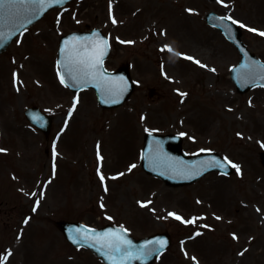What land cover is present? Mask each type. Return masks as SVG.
Instances as JSON below:
<instances>
[{"label":"rangeland","instance_id":"obj_1","mask_svg":"<svg viewBox=\"0 0 264 264\" xmlns=\"http://www.w3.org/2000/svg\"><path fill=\"white\" fill-rule=\"evenodd\" d=\"M209 12L244 25L264 62V0H74L0 56V264H101L55 227L76 218L135 238L177 228L156 264H264V89L237 93L229 70L240 57ZM93 28L110 40L106 69L129 63L137 84L115 110L57 78L60 37ZM31 106L54 119L48 139L25 121ZM146 132L177 134L187 155L211 150L239 172L165 186L141 168Z\"/></svg>","mask_w":264,"mask_h":264},{"label":"water","instance_id":"obj_2","mask_svg":"<svg viewBox=\"0 0 264 264\" xmlns=\"http://www.w3.org/2000/svg\"><path fill=\"white\" fill-rule=\"evenodd\" d=\"M68 1L62 0L61 3H52L51 0H46L44 6L32 5L30 3L25 5L6 3L0 9V14L3 16V20L0 21V53L5 51L8 44L22 30L32 25L52 8L60 7ZM29 20L31 21L30 23L28 22ZM207 20L213 26L220 28L225 36L236 46H239L242 51L243 63L232 72V78L238 90L243 93L257 85L264 86V64H261L253 56H250L245 50L239 41L241 33L238 31V28L234 27L229 21L215 17L213 14H210ZM14 24L17 26L23 24V27H19L16 30L13 27ZM98 41H105L99 31L63 38L60 43L58 60L59 77L60 80L63 77L64 84L73 91H80L89 87L94 88L103 107H116L123 104L129 98L133 91V83L130 80L127 67H122L116 73L105 72L103 69V62L109 52L108 43L105 54L102 57V63L96 66L95 76H92L90 71L85 69L83 65L71 63L69 59L70 56L73 59L91 56ZM69 72H71V76ZM105 81L112 83L106 86ZM25 116L34 126L43 130L45 134L48 133L50 119L37 108L27 109ZM167 145L172 146L171 152L167 150ZM180 145L181 140L178 137L147 135L142 151L144 169L148 173L153 172L162 176L166 181L173 184H176L178 181L177 177H172V175L181 177L182 173L188 172L193 166L196 167V174L190 178H184L186 183L194 182L211 171L229 174L230 171L226 163L216 154L209 155L208 157L197 156L189 158L180 153ZM167 156L171 160L164 159ZM214 161H219L220 165L217 166L213 163ZM164 172L167 173L164 174ZM57 226L71 244L76 247L90 249L104 264H152L158 255L169 245V239L165 236L157 235L135 241L127 233L113 226H105L99 230H92L80 224L65 221L59 222ZM107 232L118 233L124 239L131 242V249L129 250L131 259L127 257L122 258L121 253L109 252L108 249L100 247L95 237ZM74 239H79V243L74 242ZM160 240L166 242L163 248H160L159 244L156 243ZM145 245H147V250H151L150 255H143L138 251L144 248ZM113 256H115V260L112 259Z\"/></svg>","mask_w":264,"mask_h":264},{"label":"snow or ice","instance_id":"obj_3","mask_svg":"<svg viewBox=\"0 0 264 264\" xmlns=\"http://www.w3.org/2000/svg\"><path fill=\"white\" fill-rule=\"evenodd\" d=\"M52 3H61L62 0H51ZM220 2H222V0H220ZM8 3V4H19V5H25V4H32V5H40V6H44L46 4V0H0V9H2L4 7V5ZM48 6H50V4H48ZM191 11V10H190ZM226 19L231 20V23L233 24H237L239 23L236 20H233L231 17H227ZM3 20V16L2 14H0V21ZM29 23L31 22L30 20L28 21ZM116 21L113 20V23H115ZM241 27H244V25H240ZM14 28H16V30H18L19 27H23V24H19L17 25H13ZM249 31H256L255 29H249ZM260 35H264V32L259 33ZM107 47V41H98L96 46H95V50L94 53L91 56L85 57V58H76L73 59L70 56V62L71 63H75V64H79V65H83L85 69L90 71V74L92 76H95V70H96V66L100 63H102V57L105 54V49ZM169 51H171V48H168ZM188 59H192L191 57H186ZM196 63L199 64V61H196ZM202 67H205V65H201ZM214 71V69H213ZM69 75L71 76V72H69ZM61 83H64V78L61 77ZM112 82L110 81H105V85L108 86L110 85ZM184 95V94H182ZM78 102V101H77ZM75 107V105H74ZM2 151V150H0ZM214 164H216L217 166L220 165L219 161H214ZM229 163L231 164V166L233 168H236L237 172H239V167L234 164L231 163L229 161ZM136 165H131L130 166V170L131 168H135ZM101 179H103V177H101ZM144 206V205H142ZM169 215H173L175 216L176 219H181L180 216L174 214V213H169ZM188 222H192V221H188ZM97 243L100 244V247L102 248H106L109 250V252H114V253H121L122 254V258L123 257H127L129 259H131V255H130V249H131V242L124 239V237L120 236L118 233L115 232H107V233H103L101 235H98L95 237ZM74 242L79 243V239H74ZM156 243L159 244L160 248H163L165 246V241L160 240L157 241ZM147 245L144 246V248L139 249L138 251L143 254V255H150L151 254V250H147ZM113 260H115V256L112 257Z\"/></svg>","mask_w":264,"mask_h":264},{"label":"bare ground","instance_id":"obj_4","mask_svg":"<svg viewBox=\"0 0 264 264\" xmlns=\"http://www.w3.org/2000/svg\"><path fill=\"white\" fill-rule=\"evenodd\" d=\"M195 58H196V59H199V55H195Z\"/></svg>","mask_w":264,"mask_h":264},{"label":"flooded vegetation","instance_id":"obj_5","mask_svg":"<svg viewBox=\"0 0 264 264\" xmlns=\"http://www.w3.org/2000/svg\"><path fill=\"white\" fill-rule=\"evenodd\" d=\"M0 206H2V204H0Z\"/></svg>","mask_w":264,"mask_h":264}]
</instances>
